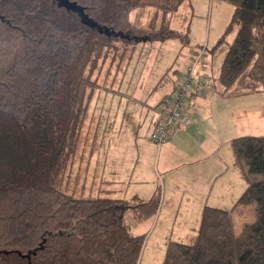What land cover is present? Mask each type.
Wrapping results in <instances>:
<instances>
[{
  "label": "trees",
  "instance_id": "trees-1",
  "mask_svg": "<svg viewBox=\"0 0 264 264\" xmlns=\"http://www.w3.org/2000/svg\"><path fill=\"white\" fill-rule=\"evenodd\" d=\"M183 1L154 4L173 12ZM226 1L234 9L219 42L233 38L216 80L228 89L247 74L264 90V0ZM145 4L0 0V264H137L145 235L129 232L125 201L73 199L60 179L86 109V71L115 38H143L129 12ZM162 30L155 39L181 36ZM230 145L247 181L236 204H254V219L234 235L228 210L204 206L194 239L168 241L162 264H264V135Z\"/></svg>",
  "mask_w": 264,
  "mask_h": 264
},
{
  "label": "crops",
  "instance_id": "crops-1",
  "mask_svg": "<svg viewBox=\"0 0 264 264\" xmlns=\"http://www.w3.org/2000/svg\"><path fill=\"white\" fill-rule=\"evenodd\" d=\"M229 34L231 41L233 33ZM172 38L177 37L124 45L120 51L127 61L116 83L123 97L115 99L124 105L118 107L121 117L110 131L115 138L108 140L107 150L102 148L103 131H92L90 152L95 158L102 151H107L108 156H104L100 166L95 161L92 179H97L98 188L88 191V197L125 201L122 216L129 232L145 235L137 264H141L144 255L147 264H162L170 240L191 242L204 206L228 210L230 215L240 208L236 201L247 181L235 164L230 141L240 135H264V90L244 74V79L238 78L230 88L237 82L257 85L245 91H231L215 80L211 92L192 98L188 126L175 129L161 144L151 141L149 135L157 118L155 108L172 93L185 69L187 53L200 44H209L206 36L197 45L180 50L169 43ZM140 44L143 47L137 49ZM213 56L210 72L216 78ZM162 59L165 61L159 68ZM114 81L110 87L115 86ZM96 110L94 106L88 111L93 114ZM88 169L86 174H90L89 165Z\"/></svg>",
  "mask_w": 264,
  "mask_h": 264
},
{
  "label": "rangeland",
  "instance_id": "rangeland-1",
  "mask_svg": "<svg viewBox=\"0 0 264 264\" xmlns=\"http://www.w3.org/2000/svg\"><path fill=\"white\" fill-rule=\"evenodd\" d=\"M149 1H151V4L138 6L129 12V21L132 24L131 29H140L136 30L135 34L143 38L134 37L128 39L129 36L123 39L119 37L115 38L107 47L102 49L100 57L86 71L91 80V83L88 84L85 90L84 103L86 109L83 120L76 130V137L74 143L71 145L70 152H68L69 158L66 160L60 179V188L73 199L88 197V194H91L90 192L98 188L97 179H92L93 169L97 167L95 161L97 159L100 166L103 163L104 156H108L107 151H102L100 157L95 158V154L90 152V147L92 148L93 146V129L103 131L100 137L101 143L104 140V144L102 143L103 150H107L105 145H107L108 140L115 138V136L110 135V131L114 130V123L117 122L119 116L121 117L118 111L119 105L121 108L124 105L119 104V102L117 104V100L115 101L118 97H123V94L120 93L121 88L119 89L116 83L121 78L127 61L121 56L120 51L124 45L130 41L140 42V40L155 39L154 37L158 36L159 32L163 31L162 29H167L168 26L182 33L180 37L168 39L175 49L180 47V50H184L185 47L187 48L190 45H197L196 43L201 42V40L204 41V38L208 36L209 44L207 46L211 51L213 50L215 60L214 72L217 73L222 55L227 48V42L232 37L231 34H228L221 43L219 42V37L222 36L223 28L227 24L233 9L231 3L226 0H184L173 12H165L160 9L154 4L156 0ZM161 46L165 47L164 44H161ZM142 47V44L136 46L137 49H141ZM163 61L165 60L162 59L158 64L159 68L162 67ZM109 63L111 64L109 65ZM243 77L242 75L239 77L240 81L244 79ZM114 79L115 86L110 87V82ZM247 83L243 85L237 82L233 88L229 89L233 91L239 88V90L245 91L257 85L255 82ZM94 106L97 107V110L92 114L88 110L93 109ZM67 142L65 141L61 148L63 154L68 150ZM58 155H60V149ZM88 165L91 170L90 174H86L89 171ZM262 178L259 174L251 175V179L253 180ZM253 208L254 204H241L240 208L233 212L231 220L232 233L234 235L239 233L244 224L254 219ZM147 260V257L144 255L141 264H147Z\"/></svg>",
  "mask_w": 264,
  "mask_h": 264
},
{
  "label": "built area",
  "instance_id": "built-area-1",
  "mask_svg": "<svg viewBox=\"0 0 264 264\" xmlns=\"http://www.w3.org/2000/svg\"><path fill=\"white\" fill-rule=\"evenodd\" d=\"M213 52L203 43L191 48L186 55L185 69L176 81L172 93L156 106L157 118L150 139L161 144L177 128L190 124L192 98L204 96L214 89L215 76L211 74Z\"/></svg>",
  "mask_w": 264,
  "mask_h": 264
},
{
  "label": "water",
  "instance_id": "water-1",
  "mask_svg": "<svg viewBox=\"0 0 264 264\" xmlns=\"http://www.w3.org/2000/svg\"><path fill=\"white\" fill-rule=\"evenodd\" d=\"M66 5L69 7V3L68 2H66Z\"/></svg>",
  "mask_w": 264,
  "mask_h": 264
}]
</instances>
